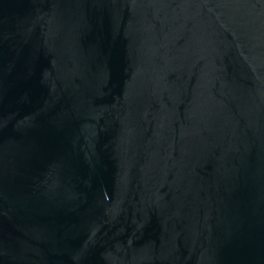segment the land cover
I'll list each match as a JSON object with an SVG mask.
<instances>
[{
    "label": "water",
    "instance_id": "obj_1",
    "mask_svg": "<svg viewBox=\"0 0 264 264\" xmlns=\"http://www.w3.org/2000/svg\"><path fill=\"white\" fill-rule=\"evenodd\" d=\"M0 264H264V0H0Z\"/></svg>",
    "mask_w": 264,
    "mask_h": 264
}]
</instances>
